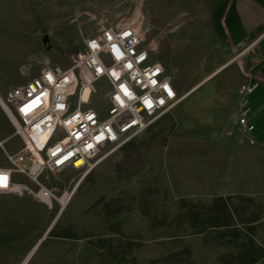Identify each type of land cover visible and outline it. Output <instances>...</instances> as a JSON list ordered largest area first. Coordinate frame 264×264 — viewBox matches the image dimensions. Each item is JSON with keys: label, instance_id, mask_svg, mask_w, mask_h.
Wrapping results in <instances>:
<instances>
[{"label": "rangeland", "instance_id": "374dc122", "mask_svg": "<svg viewBox=\"0 0 264 264\" xmlns=\"http://www.w3.org/2000/svg\"><path fill=\"white\" fill-rule=\"evenodd\" d=\"M109 25L141 33L173 77L177 103L91 171L43 178L59 188L52 206L19 176L23 192L0 194V264H23L30 254L26 264H223L238 247L214 229L197 233L188 212L220 195L264 204V145L240 126L227 130L241 107L248 54L219 35L202 0H0V95L45 63L65 65ZM0 138H9V153L23 147L1 105ZM4 154L0 165H8ZM256 226L264 246V213ZM65 230L73 236H59Z\"/></svg>", "mask_w": 264, "mask_h": 264}, {"label": "built area", "instance_id": "2783aa9c", "mask_svg": "<svg viewBox=\"0 0 264 264\" xmlns=\"http://www.w3.org/2000/svg\"><path fill=\"white\" fill-rule=\"evenodd\" d=\"M25 78L0 95V105L23 141L18 152L9 153V138H0L8 162L0 165V194L23 192L18 177L24 175L40 186L35 196L49 206L59 188L43 178L70 168L91 171L112 148L148 130L179 97L173 77L130 25L103 27L84 41L82 50L71 53L65 65L45 63ZM100 83L104 103L96 107L93 98L100 93ZM258 86L246 83L240 89L235 121L247 131L254 130L248 115L250 95Z\"/></svg>", "mask_w": 264, "mask_h": 264}, {"label": "crops", "instance_id": "0c3cea01", "mask_svg": "<svg viewBox=\"0 0 264 264\" xmlns=\"http://www.w3.org/2000/svg\"><path fill=\"white\" fill-rule=\"evenodd\" d=\"M221 37L234 46L244 45L246 83L259 86L251 93L248 121L252 140L264 145V0H202ZM239 126L235 119L232 128Z\"/></svg>", "mask_w": 264, "mask_h": 264}, {"label": "trees", "instance_id": "16d2710c", "mask_svg": "<svg viewBox=\"0 0 264 264\" xmlns=\"http://www.w3.org/2000/svg\"><path fill=\"white\" fill-rule=\"evenodd\" d=\"M132 139L126 142L123 149L132 146ZM195 210H189L188 215L192 227L197 233L214 229L221 239L229 238L238 247L237 252L221 256L223 264H254L259 257L264 256V246L257 245L254 233L257 223L262 219L264 204L256 203L249 196H217L211 204L192 203ZM65 230L59 236L72 237V232ZM70 231V230H69Z\"/></svg>", "mask_w": 264, "mask_h": 264}, {"label": "water", "instance_id": "95a60500", "mask_svg": "<svg viewBox=\"0 0 264 264\" xmlns=\"http://www.w3.org/2000/svg\"><path fill=\"white\" fill-rule=\"evenodd\" d=\"M49 41H50L49 35L46 34V35L44 36V38H43V43H44L45 45H47V44L49 43ZM233 123H234V120H230V121L228 122V124H227V130H229V129L231 128V126L233 125Z\"/></svg>", "mask_w": 264, "mask_h": 264}, {"label": "bare ground", "instance_id": "6f19581e", "mask_svg": "<svg viewBox=\"0 0 264 264\" xmlns=\"http://www.w3.org/2000/svg\"><path fill=\"white\" fill-rule=\"evenodd\" d=\"M77 187V186H76ZM75 187V188H76ZM70 198H71V196H68V195H66L65 197H64V204L65 203H68V201L70 200ZM30 256H31V254L29 255V257L27 258V259H25V261L23 262V264H26L27 262H28V259L30 258Z\"/></svg>", "mask_w": 264, "mask_h": 264}]
</instances>
